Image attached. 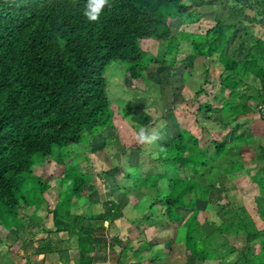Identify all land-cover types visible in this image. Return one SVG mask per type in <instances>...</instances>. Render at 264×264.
I'll use <instances>...</instances> for the list:
<instances>
[{
	"label": "trees",
	"instance_id": "trees-1",
	"mask_svg": "<svg viewBox=\"0 0 264 264\" xmlns=\"http://www.w3.org/2000/svg\"><path fill=\"white\" fill-rule=\"evenodd\" d=\"M235 1L231 21L216 18L204 32L195 33L170 21L192 11L186 0H108L97 21L84 15L87 0H0V228L20 227L21 210L35 213L38 208L20 188L24 174L32 173L36 153L44 165L49 164L54 146L78 144L84 131L110 128L113 111L105 78L109 64L128 62L125 75L141 79L142 86L133 87L146 89L154 58L146 61L140 41L166 42L167 51L160 61L173 66L185 61L188 69L193 61H176L181 44L187 41L190 55L208 62L211 58L220 65L217 88L214 85L227 95L218 102L205 100L204 106L207 112L220 111V131L226 130L225 138H213L211 150L192 131L177 126L165 146L156 148L155 159L166 167V187H148L155 189L154 195L146 192L151 200L140 219L152 223L153 215L165 218L173 231L170 244L182 241L186 255L202 264H264V205L256 199L250 209L227 201L217 209L218 221L199 217L198 200L212 202L218 194L226 195L229 175H246L253 161L262 166L252 179L255 197L264 200V135L237 133L238 120L257 112L264 101V38L251 34L254 24L264 28V0ZM246 8L254 10V15L246 13ZM239 24L244 34L232 54L227 48ZM172 47L176 48L174 63L167 58ZM211 68L206 64L193 94L196 100L206 94L205 84H213ZM124 166L121 169L126 170L131 188L140 189L149 175L137 166ZM214 170H218L217 184L207 178ZM119 171L114 166L106 174L110 177ZM87 175L75 166L72 171L63 170L60 185L69 181L75 209L59 203L50 209L60 241L75 235L79 264H95L94 255L107 247L102 233L96 232L101 228L86 220L111 225L113 216L121 213V204L112 196L101 202L100 212L92 211L93 202L87 195L92 178ZM157 203L162 207L157 208ZM119 241L116 236L112 240ZM52 242L48 237L42 252L55 250L61 260L67 258L68 249H54ZM126 249L119 252L118 264H123Z\"/></svg>",
	"mask_w": 264,
	"mask_h": 264
},
{
	"label": "rangeland",
	"instance_id": "rangeland-1",
	"mask_svg": "<svg viewBox=\"0 0 264 264\" xmlns=\"http://www.w3.org/2000/svg\"><path fill=\"white\" fill-rule=\"evenodd\" d=\"M186 2L191 5L192 11L181 14L178 18L171 19L170 21L175 25L181 24L180 29L183 27L185 30L195 33L204 32L214 24L216 18L231 21L233 18L231 9L237 4L235 0H215L212 4H200L199 0H186ZM245 12L251 16L254 15V10L246 8ZM197 16L199 18L195 19ZM166 18L169 20V17ZM243 29L242 24H239L236 29V35L229 42L227 48L229 53L233 54L239 38L244 34ZM252 30L251 34L264 38L263 27L254 24ZM140 45L145 51L146 61L154 58L148 70L150 79L148 88L133 87L135 84H139L140 86L142 84H140L141 79H133L125 75V70L130 65L128 62L115 61L110 63L105 71L107 93L111 99L110 108L113 111V120L110 128H107L104 132L84 131L81 142L78 144H67L62 148L54 146L53 158L49 164L44 165L41 162L40 154L36 153L33 157L34 165L32 173L24 174L20 188L25 197L31 199L32 203L38 207L35 213L31 211L33 212V216L36 213L39 214L38 212L50 216V209L56 203H59L63 208L72 205V209H75L74 203L76 201L73 202L74 196L71 195L67 187L69 181H65L63 185H60L59 180V174L63 170L72 171L75 166L76 169L81 170L92 178L90 190L87 194L91 202L98 201L99 205L102 200H106L112 196L124 208L123 216L121 213L115 217L113 216V220L116 221L113 227L123 230L130 235L121 244L129 243L132 239L143 238V235H138L139 232L143 234L144 231V235L147 233L146 237L150 238L152 245L157 244V247H161L165 240L171 237L173 232L166 219H159L153 215L151 218L153 220L152 223L140 220L143 209H145L151 200V197L146 193L149 197H145L143 192L149 191L147 187L153 186L155 188L156 186H160L161 189H165L166 187L164 180L166 167L161 160L157 161L155 159L157 154L156 148L165 146L167 140L176 134L178 126L191 129L199 137L201 144L208 145L212 150L213 138L222 136L225 138L223 134H225L226 130L220 131V111L213 109L207 112L204 101L213 100L218 102L227 95V91H224V94H220V90L216 89L218 82L216 78L217 69H219L220 65L214 59L211 61L210 58L208 62V59L204 57H193V55H190L188 53L189 45L187 42L181 44V51L176 55V61L179 59H185L187 62L193 61L194 64L188 69H185L187 65L185 61L177 62V65L175 64L174 66L160 61L164 52L167 51L166 42H158L154 39H142ZM175 51L176 48L172 47L167 54L168 61L172 63L175 60ZM206 64L209 65V68L212 67L209 78L212 79L211 82L213 84H205L206 94L201 95L196 100L193 94L201 82ZM214 94L217 95L214 97ZM249 114L250 118L248 121L244 122L243 117L238 120L237 133L263 132L264 117L258 111ZM143 126L148 127L150 131H159L160 139L150 145L137 143L136 135L140 127ZM61 161L63 162L61 163ZM253 163L255 162L251 163L249 175L245 176V179H242V181L238 180L239 185L237 188H233V181L231 183L228 182L227 184H230V189L226 195L218 194L216 201L212 202L198 200V206L201 208L199 213L201 220L207 216L210 219L218 221V217L216 216L217 209L227 201L232 205L245 204L249 209L251 207L254 208L255 203L249 199L254 191L251 187H254V185L249 180L252 181L255 170L259 165H252ZM127 164L137 166L143 174L147 173L149 175L145 184L139 186L141 188L138 191L130 190L131 183L126 177V170L121 169ZM114 166L119 167L120 171L110 177L107 176L106 171H111ZM217 172L218 170H214L212 174H209L208 180L216 183ZM129 173L132 178L133 170L130 169ZM188 173L190 172L188 171ZM228 178L229 180L233 179L231 175ZM245 182L247 186L241 188ZM46 187L48 188L46 189ZM111 188L113 189L111 190ZM253 199L264 205V200L254 196ZM69 201L71 202L70 204ZM158 206L162 207V204L157 203ZM93 207L95 211L100 208H96L95 205ZM133 208L135 215L132 210ZM22 212L21 210L20 215ZM128 216L132 217V222L128 220ZM48 218L50 220V217ZM49 220L45 219L43 223L50 226ZM21 221L22 226L24 222L30 220ZM19 223L18 219L17 224ZM98 224V227L100 226L99 228L101 229L96 232L102 233L106 244L109 243L112 246V235L109 233L106 224L101 221ZM134 228L143 231H138L135 234L136 230ZM105 229L107 230L105 231ZM131 235L137 237L134 238L135 236L131 237ZM167 242L168 244L165 245H170V249L161 259L158 261L156 259L150 260L148 256L152 250H143L144 258L138 264H202L195 257L186 255L182 241H171V244L169 241ZM102 250L98 252L102 253ZM118 250L117 245L112 246L110 252L105 253V258L110 256V258L115 259ZM126 257L130 259L132 257L131 253L128 252ZM231 257L233 258V255ZM205 264H210V262H206Z\"/></svg>",
	"mask_w": 264,
	"mask_h": 264
},
{
	"label": "crops",
	"instance_id": "crops-1",
	"mask_svg": "<svg viewBox=\"0 0 264 264\" xmlns=\"http://www.w3.org/2000/svg\"><path fill=\"white\" fill-rule=\"evenodd\" d=\"M185 42H187V41H185ZM249 118H250V114H247L245 117H243V121L244 122L248 121ZM251 126H252V124H251ZM249 127H248V132H249ZM184 128H186V127H184ZM187 129H189V128H187ZM189 130L191 131V129H189ZM251 133L257 134V135H264V131L263 132H256V133H253L251 131ZM251 133H248V134H251ZM244 135H247V134H244ZM171 137H173V136H171ZM262 140L264 142V137L262 138ZM254 164L255 163H253L252 165H254ZM257 165H259V167L255 170V173L260 167H262L261 164H256V166ZM249 173H250V170L246 175H244L242 177L236 178L233 176V179L231 180V182L233 181V188H237L239 185L238 180L242 181V179H245L244 177L249 175ZM253 178H254V176L252 177V179ZM249 181L252 182L251 180H249ZM129 182L131 183L130 184L131 186L129 187L130 190H136V189L131 188L132 182L131 181H129ZM245 183H244V185L242 184L241 188H245L247 186V183L246 184ZM250 186H252V185H250ZM152 187H150V188L152 189ZM251 188L254 189L253 186ZM149 192H152L151 196L154 195V191L149 190ZM253 196L255 197L254 191H253V194L251 196L252 198L250 197L249 199L253 200ZM145 197H147V196H145ZM73 202H74V200H73ZM101 202L99 205H98V203H99L98 201L92 203L93 205H95L96 208L100 207L97 211H95L93 205H91V209L94 213H98L102 210ZM135 208L137 209V207H135ZM157 208H161V207L158 206ZM132 210L134 213L135 212L134 208ZM123 212H124V208L121 207V214ZM29 213H31V212H28L26 214L24 211L22 212V214H21L22 220H28V219L30 220V221L24 222V224L22 226H20V227H14L13 226V227L6 228V229L0 228V264H79L75 235L71 234L69 237V240L61 242L60 239L57 237V233H55V226H54L53 221H52L51 211L49 214L50 216H47L46 214L43 215L40 212H38L39 214L36 213V217H38V219H36V220H34L35 219L34 216L30 215ZM134 215H135V213H134ZM122 216H123V214H122ZM48 217H50V220ZM45 219L49 220V223H51L50 226L45 225L43 223V221ZM128 220L130 222H132V217L128 216ZM98 222L99 221H93L90 219L86 220L87 224L90 223V225H94V226H96V225L98 226L99 225ZM115 222L116 221L113 220L111 225L107 221H105L103 223L106 224L109 233L112 235V240H113V238H115V236L121 240L118 243L112 242V246L117 245L119 248V250L117 251L118 252L117 257L115 259L110 258V256H108L109 258L108 257L105 258V256H104L105 253L110 252V250L112 248V246L109 243H107L106 244L107 247L105 250L101 251L102 253L97 252V254L94 255L95 256V264H118L117 258L119 256V252L121 251V249L124 246H127V249L125 251V255L123 258V264H138V262L144 258L143 250H145V251L146 250H152V252L148 256V258L150 260L156 259V261L161 259L162 256L169 251L170 245L169 246L165 245V244H168V242H167L168 239L165 240L163 246H161V247H157V244L148 246V245H146V242H150V238H147L146 237L147 233L144 235V231L139 230L138 228H134L136 230L135 234H137L138 231H143V234H141L139 232V235H138V236L143 235V238L142 237L137 238L136 240L132 239L131 242H129V243L127 242L125 244H121L123 241L127 240L130 237V235H129V233H127L123 230L114 228L113 225ZM107 229H105V231ZM133 236H135V235H131V237H133ZM48 237H52L53 242L51 245L54 249H60V248L61 249L62 248L68 249L69 252H68L67 258L64 257V259L61 260L58 252L55 250L45 252V253L42 252L43 248H45L43 243L45 242V240ZM136 237L137 236H135L134 238H136ZM154 248H156V249L153 250ZM128 252H130L131 256H132L130 259H128L126 257ZM137 252H138V254H137ZM155 253H160L159 257L154 256ZM149 264H151V263H149Z\"/></svg>",
	"mask_w": 264,
	"mask_h": 264
},
{
	"label": "clouds",
	"instance_id": "clouds-1",
	"mask_svg": "<svg viewBox=\"0 0 264 264\" xmlns=\"http://www.w3.org/2000/svg\"><path fill=\"white\" fill-rule=\"evenodd\" d=\"M108 4V0H87L86 9L84 15L89 21H97L99 19L101 11ZM160 139V132L157 130H149L148 127H140L136 141L139 144H154Z\"/></svg>",
	"mask_w": 264,
	"mask_h": 264
},
{
	"label": "built area",
	"instance_id": "built-area-1",
	"mask_svg": "<svg viewBox=\"0 0 264 264\" xmlns=\"http://www.w3.org/2000/svg\"><path fill=\"white\" fill-rule=\"evenodd\" d=\"M258 112L264 117V101L258 106Z\"/></svg>",
	"mask_w": 264,
	"mask_h": 264
}]
</instances>
